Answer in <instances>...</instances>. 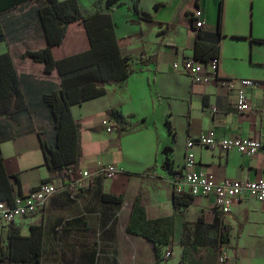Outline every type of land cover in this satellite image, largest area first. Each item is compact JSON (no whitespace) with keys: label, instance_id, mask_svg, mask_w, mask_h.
<instances>
[{"label":"crops","instance_id":"0c3cea01","mask_svg":"<svg viewBox=\"0 0 264 264\" xmlns=\"http://www.w3.org/2000/svg\"><path fill=\"white\" fill-rule=\"evenodd\" d=\"M105 1L76 0L83 17L109 14L121 56L131 61V75L104 86L103 96L71 107L80 128V156L72 168L93 172L103 165L122 172L111 179L97 178L73 199L57 192L34 216L0 222V258L9 231L28 236L31 226L40 225V264H155L154 244L126 231L138 199L148 220L168 219L171 257L164 264H179L184 250L195 253L198 261L208 260L217 250L222 228L227 264H264V200L241 199L221 217L211 195L175 208L169 184L173 172L183 167L186 142L203 132L213 129L220 140H264V91L247 90L249 108L237 112L235 92L223 85L227 79L264 82V0H117L112 7ZM38 4L31 0L0 15V54L11 56L27 106L10 118L0 116L3 166L15 190V177L20 184L21 194L15 197L44 182L58 183L60 177H50L40 144L42 140L54 146L52 117L42 97L58 90L60 80L55 71L46 75L42 65L22 58L25 51L46 45ZM198 9L203 27L197 30L191 16ZM139 12L150 18L142 20ZM197 36L218 45L216 78L207 83L193 82L174 68L193 59ZM88 49L86 35L74 25L52 55L59 60ZM105 119L114 127L110 133L101 125ZM5 131L10 135H1ZM192 153L191 170L218 182L264 180L262 151L249 157L195 145ZM163 249L158 247L161 254Z\"/></svg>","mask_w":264,"mask_h":264},{"label":"trees","instance_id":"16d2710c","mask_svg":"<svg viewBox=\"0 0 264 264\" xmlns=\"http://www.w3.org/2000/svg\"><path fill=\"white\" fill-rule=\"evenodd\" d=\"M29 1L31 0H0V15ZM38 1L37 16L46 45L39 50L25 51L22 58L42 65L46 75L55 71L60 80L58 90L42 97L43 104L52 117L55 141L53 147L46 146L42 140L40 144L49 175L54 178L62 176L67 168L74 167L80 156V128L72 117L71 107L103 96L105 94L103 87L106 85L124 82L131 75L129 69L131 61L121 56V44L115 37L108 13L95 12L90 17H83L80 15L76 0ZM116 3L117 0L105 1L107 7H112ZM133 9L138 13L136 5ZM139 15L142 20L150 18L144 12H139ZM74 25L79 26L86 35L89 49L59 60L54 59L52 49L63 44L70 27ZM3 40L4 34L0 24V42ZM217 55V44L203 43L198 36L196 37L193 47L194 60L208 62ZM26 108L12 58L8 53L0 54V116L10 118L25 111ZM113 115L116 119V114ZM10 179L11 177L5 172L0 153V202L10 204L15 195L21 194L18 178L15 177L16 190ZM191 201L192 197L189 195L173 193L172 203L175 208H186ZM116 203H120V200ZM167 223L168 219L148 220L139 200L134 202L126 231L154 244L155 264H162L158 247L169 246L166 244V237L169 234L165 227ZM223 232L222 228L217 250L208 260L198 261L194 259L195 253L184 250L179 264H217L218 248L224 245L226 240ZM41 245L40 225L31 226L28 236H22L19 231L11 230L8 232L7 246L0 258V264H40Z\"/></svg>","mask_w":264,"mask_h":264},{"label":"built area","instance_id":"2783aa9c","mask_svg":"<svg viewBox=\"0 0 264 264\" xmlns=\"http://www.w3.org/2000/svg\"><path fill=\"white\" fill-rule=\"evenodd\" d=\"M201 10H196L192 16V22L195 29H201L203 22L201 20ZM218 59L213 58L208 62H201L194 59H187L174 65V68H180L186 72L193 82L207 83L216 78ZM223 85L230 91L235 92L234 108L237 112H245L249 108L247 90L260 88L264 91V82L246 80V79H227ZM107 133L113 131L111 121L105 119L101 122ZM199 145L204 148H218L223 154L235 150L245 156H254L259 151L264 152V140H255L252 138H224L218 139L214 130L203 132L196 139L188 140L185 145V157L183 167L173 172L169 181L170 187L175 194L185 192L192 198L213 196L214 208L221 217L228 214L232 206L241 199L264 200V180L239 181L223 180L216 181L212 176L204 173L192 171L195 157L192 148ZM122 170L116 167L100 165L93 172L79 170L76 168H67L63 175L59 177L58 183L44 182L34 190L25 195L16 196L9 204L0 202V222L10 224L17 218L34 216L44 210L49 199L57 192H66L69 198L73 199L76 193L91 187L97 178L111 179L121 173ZM171 257L169 246L164 247L161 254V263L164 264ZM228 254L223 245H220L217 251V264H227Z\"/></svg>","mask_w":264,"mask_h":264},{"label":"rangeland","instance_id":"374dc122","mask_svg":"<svg viewBox=\"0 0 264 264\" xmlns=\"http://www.w3.org/2000/svg\"><path fill=\"white\" fill-rule=\"evenodd\" d=\"M29 61H30V60H29ZM30 62H31V61H30ZM1 135H10V134H8V132L5 131L4 134H1ZM45 137H46V135H45ZM173 261H175V258L173 259ZM173 261H172V262H173Z\"/></svg>","mask_w":264,"mask_h":264}]
</instances>
